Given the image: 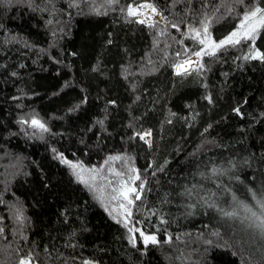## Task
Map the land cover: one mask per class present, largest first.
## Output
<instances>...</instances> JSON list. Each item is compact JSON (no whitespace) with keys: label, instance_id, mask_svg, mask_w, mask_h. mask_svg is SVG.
<instances>
[{"label":"trees","instance_id":"16d2710c","mask_svg":"<svg viewBox=\"0 0 264 264\" xmlns=\"http://www.w3.org/2000/svg\"><path fill=\"white\" fill-rule=\"evenodd\" d=\"M143 2L164 23L128 15ZM253 6L264 0H0V264H264L235 218L264 194V60L242 41L174 70L201 48L191 29L207 21L219 41ZM57 154L131 155L132 223L159 243H129Z\"/></svg>","mask_w":264,"mask_h":264},{"label":"snow or ice","instance_id":"6c2138e0","mask_svg":"<svg viewBox=\"0 0 264 264\" xmlns=\"http://www.w3.org/2000/svg\"><path fill=\"white\" fill-rule=\"evenodd\" d=\"M117 2L118 0H107L109 7H111L112 4ZM237 2L243 4L244 0H237ZM142 8L150 9L152 13L154 14L156 13V9L152 4H141L138 6V8L129 6L127 9L128 15L129 16L142 15V13L138 11V9H142ZM138 22L141 24L145 23L144 20H139ZM148 26L152 27L153 25L149 23ZM261 30H264V8L257 6H253L251 8L246 9L243 12L239 24L235 28V30L232 31L229 35H227L223 39L219 40L218 42L211 39L208 22L205 21L202 23L201 29H196V28L191 29L192 39H194L196 43L202 46L199 50L195 51L193 55L196 56L197 58H202L203 56L206 55L215 56L218 50L225 48L226 46L234 47L236 45H239L242 41L243 42L251 41L253 46V51L249 56H245L244 59L264 60V54H261L259 51L254 49L255 40ZM196 63L198 67H203V65L199 63V59L196 61ZM192 64L193 61L191 60V57H189L182 63L177 64L176 65L177 74L178 75L188 74L189 71L192 69ZM238 111L239 110L237 109V112ZM20 123H24V121H20ZM31 124L32 127L34 128H38L42 131H47V128L39 120L33 119ZM145 135H151V133H146ZM140 138L144 139V136L142 135ZM146 143H148V141H146ZM61 159L63 163L68 164V166L73 170L80 168L82 172L89 171L88 169H84L83 165L71 164L67 160H63L62 157ZM109 159L116 160V159H120V157H110ZM90 171L94 173L96 170L92 169ZM131 171L135 172L136 170L131 169ZM213 171L215 172L216 170ZM113 174L118 177L121 176V173L119 172H114ZM77 176L81 183L88 184V181L85 180L84 177L81 176L79 173H77ZM91 179L94 180L95 176L91 177ZM139 179H140L139 175L131 176L127 181L121 179L118 181V187L112 188L113 195L111 196V199L119 201V209L126 218L131 217L132 215L131 206L134 204V199L135 200L140 199L139 192L135 187L132 186L135 183V181ZM111 183L112 182L109 181V184ZM140 188L141 189L143 188V184L140 185ZM132 197H134V199ZM253 198L256 199L255 193H253ZM232 199L235 201L237 198L233 196ZM256 205L259 209V212L254 211L253 208L247 204H242V208L243 211L247 213V218L251 219L254 222L255 226L259 229L261 234L264 235V194H262V198L256 199ZM223 215L232 218L235 217L237 213L235 211H225ZM125 227H127V220L125 221ZM128 231L135 232L138 231V229L129 228ZM140 237L142 238L145 247H147L149 244L155 245L159 243L155 235H146L143 231H140ZM131 242L135 246L134 236L131 238ZM19 264H31V258L29 257L26 259H21L19 261ZM84 264H89V262L85 261Z\"/></svg>","mask_w":264,"mask_h":264},{"label":"rangeland","instance_id":"374dc122","mask_svg":"<svg viewBox=\"0 0 264 264\" xmlns=\"http://www.w3.org/2000/svg\"><path fill=\"white\" fill-rule=\"evenodd\" d=\"M141 4L142 3H139L137 5H132V7L138 8V6L141 5ZM143 4H150V3L149 2H143ZM142 9H147V8H142ZM148 10H150V9H148ZM138 11L141 12V9H138ZM156 14H159V13L156 11ZM134 17L136 18V21L144 20L145 21V23H143L144 25H148L149 23L152 24L153 22L164 23L162 18L157 20V18H155V15L152 18L151 17L150 18H146L143 15L134 16ZM250 43H251V41H250ZM254 49L257 50L255 45H254ZM252 51H253V46H252V43H251V48H250V52L249 53L251 54ZM188 58L182 59L181 61H178L177 63H182L183 61H185ZM198 59H200V58H197L196 56H191V60L193 61L191 70H193V69L198 67L197 63H196V61ZM174 70H175V67H174ZM175 73H176V71H175ZM31 122L27 124L29 127H31L32 129L38 130L40 132H44V131H42V130H40L38 128L32 127ZM146 133H149V132L145 131L142 135L144 136V139L147 140V139H149V135H145ZM148 145L149 146H145V147H146L147 150H150L151 147H152V144H148ZM110 157H120V159L110 160L109 159ZM55 158H56V160H58V162H60L61 164L65 165L68 168V170H69L70 174L73 176V178L76 181H78L80 184H82L87 189V191L92 195V197L95 199V201L98 203V205L105 211V213L113 221H115V222L119 221L117 223H119L125 229L126 236H127V239L129 241V243L133 244L131 242V238L133 236L135 237L136 234L140 235V231L141 230L139 228H136L133 225V223H132V215H131V217H127L126 218L122 214L121 210L119 209V201L111 199V196L113 195L112 188L113 187H118V181L119 180L123 179V180L127 181L129 179V177L138 175L137 168L135 166L134 160L131 157V155L123 154V155H112V156H109L99 166H86V165H84L83 163H81L79 161H68L71 164L83 165L84 169H88L89 170V171H84V172H82L80 168H77V169L73 170L72 168H70L68 166V164L63 163L62 159H61V155H59V154L55 155ZM63 160H65V159L63 158ZM92 169H95L96 171L93 173V172L90 171ZM131 169H135L136 171L132 172ZM114 172L121 173V176L118 177V176L114 175L113 174ZM77 173H79L81 176H83L84 179L88 181V184L81 183L79 181V179H78ZM93 176H95L94 180L91 179V177H93ZM109 181H111L112 183L109 184ZM137 182H138V180H136L135 183L132 186L137 189V191L140 194V198H141L142 189L137 187V185H136ZM132 198L134 199V197H132ZM137 201L138 200L134 199V203L137 202ZM133 205L131 206V212L133 210ZM106 208H107V210H106ZM114 209H115V211H114ZM256 211L259 212L258 207L256 208ZM235 218H236V222H238L240 225H242L246 230H249V232L251 231V233H255L257 236L262 238V240L264 241V235L261 234L259 229L255 226L254 222L251 219L247 218V213H243V214L237 215ZM126 220H127V227H125V221ZM129 228L138 229V231L129 232L128 231ZM146 235H153V234H146ZM31 264H34V263H32V261H31ZM89 264H92V263H89Z\"/></svg>","mask_w":264,"mask_h":264},{"label":"bare ground","instance_id":"6f19581e","mask_svg":"<svg viewBox=\"0 0 264 264\" xmlns=\"http://www.w3.org/2000/svg\"><path fill=\"white\" fill-rule=\"evenodd\" d=\"M143 4V3H142ZM141 12H142V15L144 16V17H146V18H152V17H154V15H155V18H157V20H159V19H161V17H160V15L159 14H154V13H152L151 12V10H148V9H141ZM179 64V63H178ZM175 71H176V66H175ZM175 74H177V72L175 73Z\"/></svg>","mask_w":264,"mask_h":264}]
</instances>
